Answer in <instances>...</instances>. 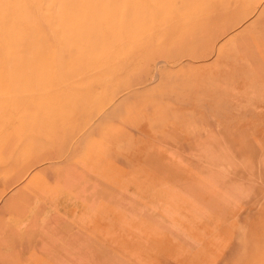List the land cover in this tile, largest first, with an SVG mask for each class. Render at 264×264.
Instances as JSON below:
<instances>
[{"label": "rangeland", "instance_id": "rangeland-1", "mask_svg": "<svg viewBox=\"0 0 264 264\" xmlns=\"http://www.w3.org/2000/svg\"><path fill=\"white\" fill-rule=\"evenodd\" d=\"M2 53L40 98L0 131V264H264V0H0Z\"/></svg>", "mask_w": 264, "mask_h": 264}, {"label": "crops", "instance_id": "crops-1", "mask_svg": "<svg viewBox=\"0 0 264 264\" xmlns=\"http://www.w3.org/2000/svg\"><path fill=\"white\" fill-rule=\"evenodd\" d=\"M41 48H45V47H41ZM18 50L19 49H17V51ZM16 55L18 56V53H16ZM17 56H15L16 57L15 58L16 61L13 62V63L12 62H10V63L14 64V67H18V68H19V66L22 65V68L19 71L21 76L17 75V74H19V72L17 70H15V73H16L15 75H17V77H14L11 74L12 76H10V78L8 76L9 75L8 74L9 71L6 68V66L9 63V60L8 59H3V53L0 56V116H5V118L7 120V122H5L6 126L5 127L4 126L1 127V130H0L2 132L1 139H3V138L11 139L13 137L12 136L13 132L7 126V123H8L9 120H12L15 117V112L12 113L9 109L14 108L13 106H15V105L17 106V104H19V103L20 104L21 103H26L29 100H36V99L40 98L38 93L33 91V90L29 91V92L32 93V95H26L25 96V91H24L25 87H24V89H23V87L20 88V89H18V87H16V84L19 83V81L21 82V81L24 80L23 77H22V72H23V67H24L23 66V60H21V59L18 60ZM21 56H22V54H21ZM62 61H63V59H61V55H60L57 65L61 66ZM18 76H20V77H18ZM10 84H14V87L10 86ZM58 93H62V92H58ZM66 94H67L66 97H71V92L70 91L66 92ZM50 97L51 96H47L46 98L50 99ZM53 97H54L53 99H55L57 97L56 93H53ZM45 107L43 109H45L47 111L46 112L40 111V115L47 116V114H48V116L50 115V116H52L51 118H53L52 120H50V122L55 121V112H56L55 110H56V107L52 106L49 103ZM64 111H63V114L67 115V116L62 118L63 120H61V121H65L66 118H67V121L69 122L68 124H70V119H71V109H70V107H69V109H66ZM31 115H32V113H30V116ZM6 116H9V118H7ZM23 120H25V119H23ZM22 131H23V129L19 132L18 137L21 135Z\"/></svg>", "mask_w": 264, "mask_h": 264}]
</instances>
